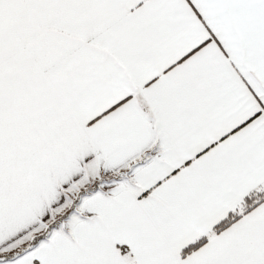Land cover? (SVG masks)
Masks as SVG:
<instances>
[{"label": "snow or ice", "instance_id": "6c2138e0", "mask_svg": "<svg viewBox=\"0 0 264 264\" xmlns=\"http://www.w3.org/2000/svg\"><path fill=\"white\" fill-rule=\"evenodd\" d=\"M0 264H264V0H0Z\"/></svg>", "mask_w": 264, "mask_h": 264}]
</instances>
